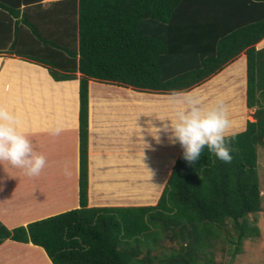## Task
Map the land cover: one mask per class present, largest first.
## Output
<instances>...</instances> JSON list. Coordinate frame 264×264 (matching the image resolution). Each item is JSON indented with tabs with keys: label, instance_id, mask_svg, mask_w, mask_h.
Listing matches in <instances>:
<instances>
[{
	"label": "trees",
	"instance_id": "obj_1",
	"mask_svg": "<svg viewBox=\"0 0 264 264\" xmlns=\"http://www.w3.org/2000/svg\"><path fill=\"white\" fill-rule=\"evenodd\" d=\"M263 38L264 0H0V54L38 63L56 81L79 78L80 100L79 206L14 228L0 220V244L32 242L53 264H216L222 236L235 257L260 234L264 45L256 44ZM242 53L256 121L225 135L232 160L205 148L193 164L181 151L155 206H90V80L177 93Z\"/></svg>",
	"mask_w": 264,
	"mask_h": 264
},
{
	"label": "crops",
	"instance_id": "obj_2",
	"mask_svg": "<svg viewBox=\"0 0 264 264\" xmlns=\"http://www.w3.org/2000/svg\"><path fill=\"white\" fill-rule=\"evenodd\" d=\"M263 45L264 38L256 47ZM241 56L245 59V53ZM94 82L104 86L94 91ZM175 94L90 80V206H123L120 201L127 197L138 202L156 195L165 177L162 176L172 170L182 151V147L178 149L169 142L161 127L168 118L160 119L184 103L185 97L182 100ZM0 106L20 114L35 151L46 159L45 166L34 176L26 175L7 161L0 164L2 223L14 228L78 207L79 78L56 81L38 63L13 54H0ZM0 264L53 262L39 245L6 239L0 244Z\"/></svg>",
	"mask_w": 264,
	"mask_h": 264
},
{
	"label": "clouds",
	"instance_id": "obj_3",
	"mask_svg": "<svg viewBox=\"0 0 264 264\" xmlns=\"http://www.w3.org/2000/svg\"><path fill=\"white\" fill-rule=\"evenodd\" d=\"M165 117L168 121L161 127L170 143L181 145L186 161L195 164L205 148L221 161L232 160V149L225 137L230 121L222 101L205 106L199 99L186 94L181 106L174 107L171 115L160 119ZM28 133L19 113L0 106V164L7 161L26 175L34 176L45 166L46 159L35 151Z\"/></svg>",
	"mask_w": 264,
	"mask_h": 264
},
{
	"label": "rangeland",
	"instance_id": "obj_4",
	"mask_svg": "<svg viewBox=\"0 0 264 264\" xmlns=\"http://www.w3.org/2000/svg\"><path fill=\"white\" fill-rule=\"evenodd\" d=\"M244 67H245V59L241 56L228 69L224 71L222 70L218 74L216 73V75H213L214 76L213 78H211L212 76L208 78L205 81L207 84H204L205 82L200 83L197 86H194L187 91L176 93L175 96L177 95L176 97H179L183 100L185 95L188 94L194 98L199 99L202 102V104L205 106L214 104L217 100L222 101L226 116L229 117L234 115L238 116L233 118V120L228 119L229 121L241 123L245 117L243 126H241L238 129L225 131V135L242 131L246 128V124L248 120L256 121V117L254 116L256 107L250 108L248 107L246 102L247 78H246V70H244L245 69ZM36 72L37 71L32 72L31 74L33 75ZM40 75L43 76L42 73H40ZM214 79L215 81L213 82ZM98 84H99L98 82L92 83L94 91L95 88L99 86H104ZM105 90L107 91L108 87ZM95 93H98L97 90ZM232 97L235 98L234 101L231 99ZM242 112H244L245 115ZM234 126L235 125L232 124V127ZM229 128L230 127H228L227 129ZM257 170L259 175V187L263 200L262 210L258 212L256 215L260 227V234L256 237L246 239L243 242L242 251L236 254L235 257H233L231 254V250L233 248L232 245L228 242V240L222 236L218 238L216 245L213 248V251L215 252L214 258L216 264H264V146L263 145L258 146ZM170 171H168L166 175L164 174L162 176L165 177L160 183L161 187L158 190V193L156 197L153 199V201L151 202L148 201L147 203H144V201L137 202L135 200H129L130 197H127L128 199L124 200L123 202L120 201V204H124L123 206H147V205L155 206L158 203L163 191L165 190V187L168 184V179L171 174ZM157 176L160 178V175ZM99 190H103V189L100 188ZM133 193L134 191L130 192V195H133ZM253 217L254 216H251V218Z\"/></svg>",
	"mask_w": 264,
	"mask_h": 264
}]
</instances>
